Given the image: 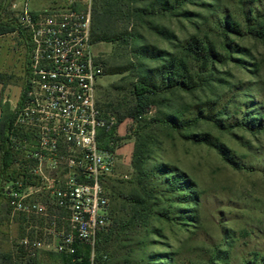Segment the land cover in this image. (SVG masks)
Wrapping results in <instances>:
<instances>
[{
    "label": "rangeland",
    "instance_id": "obj_1",
    "mask_svg": "<svg viewBox=\"0 0 264 264\" xmlns=\"http://www.w3.org/2000/svg\"><path fill=\"white\" fill-rule=\"evenodd\" d=\"M264 6V0H259ZM27 2L31 11L64 7L66 0H0L2 19H14L15 10ZM155 0H123V6L112 0H91L89 6L79 4V9H100L97 20L109 35L131 34L127 41L115 43L100 42L93 46L101 56L104 69L128 67L121 75L104 74L98 80L96 99L106 113H123L133 105L132 84L136 79L138 65L132 48L143 41L159 50L172 52L191 37L207 38L220 44L218 31L214 29V17L221 12L240 21L244 8L256 5L257 0H195L177 9L160 13H148ZM257 6V5H256ZM146 10V12L144 11ZM135 38V40L133 39ZM248 52L233 53L239 63L227 61L216 64L211 85H204L197 91L186 94L175 92L164 95L158 103L146 109L136 123L126 120L119 126L120 136L116 137L119 160L115 179L122 182L124 193L137 190L134 173L130 167V156L136 135H149L146 144L151 150L149 166L164 164L177 171L187 180L194 200L181 203L177 195L155 189L154 212H166L168 219L154 214L147 226L141 228L124 246L132 248L128 255L115 257L112 264H145L139 258H163L170 264H242L243 260L264 257V42L252 37L230 35L229 41ZM25 44L17 33L0 37V101L8 102L12 108L17 102L23 80ZM149 68L156 64L145 61ZM213 101L226 107L221 120L241 121L246 112L252 128L233 127L221 130L210 122L200 121L183 134H203L208 141L221 147L227 154L224 159L217 148L206 144H193L174 131L158 123H150L160 114L177 110L188 117L191 107ZM226 104V105H225ZM237 106V107H236ZM239 108L240 111H236ZM109 110V111H106ZM258 125V126H257ZM136 126H141L137 131ZM127 176L121 179V176ZM179 195H191L181 191ZM178 210L187 212H178ZM189 211V212H188ZM169 214V215H168ZM182 216H185L182 218ZM17 216H12L6 201H0V264L8 255L14 263L25 264L26 258L11 240L21 235L40 234L41 229L20 230ZM111 227V220L108 228ZM117 246V243L114 244ZM224 256L225 260L214 257ZM123 254H125L123 252ZM157 256V257H154ZM158 262H167L165 260ZM38 264H57L48 253H40ZM147 264V262H146Z\"/></svg>",
    "mask_w": 264,
    "mask_h": 264
},
{
    "label": "built area",
    "instance_id": "obj_2",
    "mask_svg": "<svg viewBox=\"0 0 264 264\" xmlns=\"http://www.w3.org/2000/svg\"><path fill=\"white\" fill-rule=\"evenodd\" d=\"M91 0H66L64 7L31 11L12 5L28 40L24 87L12 107L6 140L11 154L1 187L12 216L33 220L40 234L11 240L28 258L40 253L73 255L90 249L110 223L105 184L114 177L115 120L97 106L104 67L91 39ZM20 98V101L18 102ZM111 133L108 148L101 134Z\"/></svg>",
    "mask_w": 264,
    "mask_h": 264
},
{
    "label": "trees",
    "instance_id": "obj_3",
    "mask_svg": "<svg viewBox=\"0 0 264 264\" xmlns=\"http://www.w3.org/2000/svg\"><path fill=\"white\" fill-rule=\"evenodd\" d=\"M117 5L123 6V0H112ZM195 0H155L150 6L148 13H160L162 11H173L179 6L191 3ZM257 5L250 8H244L241 12L240 21L233 18L231 15H226L221 12L220 15L214 17V29L218 31L220 44L209 41L207 38L191 37L187 42L179 47V50L167 52L159 50L152 46L146 45L143 41H137L133 38L135 43H140L142 46H135L132 48L133 56L136 57L138 65L129 66V68L136 69V79L132 84L131 95L133 97V105L128 109L125 108L123 113L115 114L110 112V116H115V128L126 120H131L140 123L139 120L146 109L151 105L158 103V99L164 95L181 92L191 94L197 91L204 85H211L213 81H218L213 78V73L216 64H223L231 60L239 63L241 60L232 58L233 53L248 52L245 48H239L232 42H228L230 35L235 34L242 37H252L253 39L264 42V6L257 0ZM75 8L76 5L74 6ZM100 9H104L102 6ZM100 9H94L91 18V39L92 43L108 42L115 43L120 41H127L132 38L131 34L124 35H109L102 27V22L97 20L96 13ZM2 6L0 7V37L10 33H17L25 44V62L23 70V80L21 84V91L24 87L25 75L27 73L28 64V40L22 29L19 28L16 18L11 20H4L1 17ZM146 12V10H144ZM147 13V12H146ZM103 61V60H102ZM149 61L156 65L149 68L143 62ZM103 67L104 63H103ZM128 71V67H108L104 69L106 75H121ZM1 77V76H0ZM1 80V78H0ZM20 101V98L18 102ZM226 105V104H225ZM97 106L105 118H111L102 110L97 99ZM237 107V106H236ZM236 111H240L236 108ZM226 107L219 102L208 101L198 106L191 107L188 117L177 110H169L167 114H160L158 118L153 119L151 123H158L175 133L179 134L183 139L193 144H206L217 148L224 159H228L224 150L208 141L206 135L203 134H183L184 131L195 127L198 122H210L218 129L229 130L233 127L252 128L248 125V121L255 122L256 118L247 119L250 112L243 114L244 118L241 121L221 120L218 117L228 116L224 114ZM13 120V111L8 102L0 101V201L5 200L1 194V187L7 180V172L11 163V154L6 148V140L9 128ZM258 126V125H257ZM141 126H136L137 131ZM111 133L101 134L99 137V146L101 148H108V142ZM148 135H136L133 141V150L130 156V167L134 173V182L138 187L137 190L132 189L124 193L122 182L114 177L108 178L105 184V189L108 194L110 203V220L111 227L107 228L98 235L94 256L90 259V249L85 246L77 248L73 255H61L48 253L52 261L57 264H112L115 257L120 255H128L131 253L130 246H124V243L129 242L130 238L134 236L141 228L147 226V221L154 215L159 214L161 217L168 219L166 212H154L153 201L156 200L155 189L163 186L165 192L171 195H177L175 200L181 203H188L194 200V193L189 190L187 180L184 179L177 171L164 165L157 164L149 166L151 150L146 144ZM121 179L127 176H121ZM181 191H188L191 195H179ZM180 214L182 211L178 210ZM189 212V211H188ZM169 215V214H168ZM18 227L20 230L28 229L29 223L33 220H27L22 216H17ZM185 216H182V218ZM24 235H21L22 238ZM117 243V246L114 244ZM19 249V253L23 255L25 264H38L37 258H28L25 252ZM123 252L125 254H123ZM157 257V256H154ZM216 259L224 261V256H218L214 253ZM152 258V256H151ZM151 258H139L145 264H170L168 258H158L157 260ZM167 262H158L161 260ZM3 264H18L14 263L12 255H8L4 259ZM22 264V263H21ZM209 264H213V258L209 260ZM242 264H264V257L253 258V260H243Z\"/></svg>",
    "mask_w": 264,
    "mask_h": 264
},
{
    "label": "crops",
    "instance_id": "obj_4",
    "mask_svg": "<svg viewBox=\"0 0 264 264\" xmlns=\"http://www.w3.org/2000/svg\"><path fill=\"white\" fill-rule=\"evenodd\" d=\"M119 128H120V126H118L117 128H115V134H116L118 137L120 136ZM115 153H116L117 160H119V158H120V156H119V151H118V150H115Z\"/></svg>",
    "mask_w": 264,
    "mask_h": 264
}]
</instances>
